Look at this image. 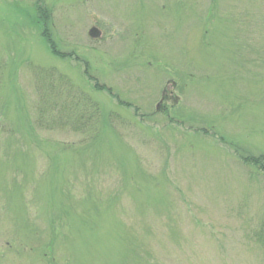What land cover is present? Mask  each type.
<instances>
[{"label":"rangeland","instance_id":"obj_1","mask_svg":"<svg viewBox=\"0 0 264 264\" xmlns=\"http://www.w3.org/2000/svg\"><path fill=\"white\" fill-rule=\"evenodd\" d=\"M262 165L264 0H0V264H264Z\"/></svg>","mask_w":264,"mask_h":264},{"label":"trees","instance_id":"obj_2","mask_svg":"<svg viewBox=\"0 0 264 264\" xmlns=\"http://www.w3.org/2000/svg\"><path fill=\"white\" fill-rule=\"evenodd\" d=\"M52 48V47H51ZM53 48H54V46H53ZM53 50V49H52ZM56 53H60L61 55H63L60 51H55ZM261 168H264V165H262V167Z\"/></svg>","mask_w":264,"mask_h":264}]
</instances>
